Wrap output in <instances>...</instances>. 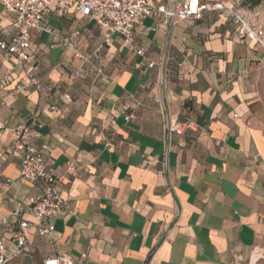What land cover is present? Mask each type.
Listing matches in <instances>:
<instances>
[{
	"label": "crops",
	"instance_id": "1",
	"mask_svg": "<svg viewBox=\"0 0 264 264\" xmlns=\"http://www.w3.org/2000/svg\"><path fill=\"white\" fill-rule=\"evenodd\" d=\"M188 1L152 0L168 7ZM246 14L264 27V1ZM48 24L52 34L32 33L27 63L44 83L42 92H16L26 76L0 51V165L13 131L38 112L36 142L52 148L66 200L54 221V244L30 229L39 250L17 264H40L58 252L76 260L86 254L90 264H258L264 251L261 49L211 9L173 28L148 18L128 43L117 34L107 43L106 31L75 13ZM12 25L0 3L1 40L14 34ZM167 51L173 60L165 72L148 68ZM176 122L192 128L171 135L167 126ZM70 161L74 173L67 171ZM20 170L18 157L2 169L14 181L8 198L0 195L6 244L14 227L11 201L26 203L44 190L42 182L20 180Z\"/></svg>",
	"mask_w": 264,
	"mask_h": 264
},
{
	"label": "built area",
	"instance_id": "2",
	"mask_svg": "<svg viewBox=\"0 0 264 264\" xmlns=\"http://www.w3.org/2000/svg\"><path fill=\"white\" fill-rule=\"evenodd\" d=\"M241 0H218L214 5L203 4L201 0H189L185 4L175 3L172 7L155 5L152 0H0L5 12L13 17L14 34L9 40L0 39V51L14 57L17 66L22 69L26 79L20 80L15 88L16 92H22L32 88L42 92L44 83L37 75L27 68L29 51L32 47V33L52 34L53 29L48 24V19L62 20L70 13L81 15L91 22L96 23L108 36L105 41L111 40V35L117 34L128 43L135 34V30L148 18H153L172 28L185 20H200L203 13L208 10H216L224 13L232 19L237 27L238 34L249 41L254 42L263 53L264 65V27L253 22L248 15L240 9ZM70 42H66L68 45ZM138 56H144L143 50H136ZM84 63L89 59L80 54L75 55ZM173 60L170 51H167L160 63L150 62L149 69L160 67L166 71ZM182 63L178 67H182ZM8 83V79H5ZM160 81L157 82V84ZM52 112H58L56 106L51 107ZM39 116L35 112L31 122L23 123L13 131V143L9 154L3 158L0 165V181L6 190L0 191L5 199L14 181L3 178L2 169L11 157H18L21 162L20 180L35 184H44L43 192L31 197L28 202H16L12 200L14 208L11 212L13 230L10 232L9 243L0 236V264H17L22 258L32 251L39 250V246L30 240L28 231L34 229L40 238L48 239L54 244V221L66 205L62 197L59 185L62 177L55 173L51 166L52 148L47 144L37 145L33 121ZM237 118L238 116L235 115ZM192 128L189 122H176L167 126L171 135L182 136ZM74 162H67V171L76 172ZM0 222L8 224L6 218L0 217ZM40 264H90L89 256L83 254L79 260L74 259L66 252H58L53 256L44 258Z\"/></svg>",
	"mask_w": 264,
	"mask_h": 264
},
{
	"label": "rangeland",
	"instance_id": "3",
	"mask_svg": "<svg viewBox=\"0 0 264 264\" xmlns=\"http://www.w3.org/2000/svg\"><path fill=\"white\" fill-rule=\"evenodd\" d=\"M243 2H244L243 0L240 1V4H239V5H240V9H242L243 12L251 13L252 9H250V8L247 7V6H244V5H243ZM261 257H262V258H261V260H260V262H259L258 264H264V251H262V255H261ZM26 260H27V259H25V264H26V263H28V264H33V263L31 262V260H29V262L26 261ZM248 263H249V262H248ZM248 263H247V264H248Z\"/></svg>",
	"mask_w": 264,
	"mask_h": 264
},
{
	"label": "trees",
	"instance_id": "4",
	"mask_svg": "<svg viewBox=\"0 0 264 264\" xmlns=\"http://www.w3.org/2000/svg\"><path fill=\"white\" fill-rule=\"evenodd\" d=\"M243 5L249 7L250 9H255L259 7L264 0H243Z\"/></svg>",
	"mask_w": 264,
	"mask_h": 264
}]
</instances>
